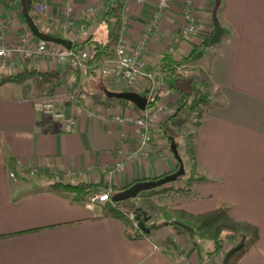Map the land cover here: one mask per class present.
Returning a JSON list of instances; mask_svg holds the SVG:
<instances>
[{"label": "crops", "instance_id": "crops-1", "mask_svg": "<svg viewBox=\"0 0 264 264\" xmlns=\"http://www.w3.org/2000/svg\"><path fill=\"white\" fill-rule=\"evenodd\" d=\"M1 1L4 4L0 15L4 19L12 13L10 4L21 8L19 0ZM158 1L138 4L132 0H76L72 16L67 17L63 0H48L49 13L63 23L71 22L70 31L67 35L54 31L40 17L36 22L41 30L72 41H83L81 34L87 32L89 37L94 35L107 43L105 22L113 13L106 14L113 8L114 13L126 19L124 35L134 44ZM184 4L185 0H173L144 58L149 69L162 79L160 102L167 106L179 109L181 103L180 96L170 90L175 77L161 69L164 55L172 49L175 60L183 62L179 69L191 65L210 82L214 106L200 120V126L195 125L193 134L190 131L193 160L184 148L186 144L181 143L184 136L171 125L164 130L162 120L153 130L157 142L154 154L130 159L119 169L118 163L135 150L140 128L134 123L107 119L116 113L141 115L133 103L111 101L108 105L100 98L101 92L98 95L99 90H87L83 99L97 112L89 116L82 103L66 97L65 90L57 92L61 86L55 87L46 94L47 98H55L61 112L76 119L73 130L68 132L64 120L35 109V101L43 97L28 84L35 77L24 85L0 86V264H187L185 256L191 262L199 260V251L196 249L194 254L191 239L172 226L152 231L149 237L131 239L126 223L106 215L103 205L91 206L88 199L80 201L73 193L56 191L50 187L53 182L45 181L38 173L35 177L26 175L46 169L71 170L81 174L80 181L122 190L136 181L176 170L179 161L171 151L173 140H177L187 179L197 174L208 181L193 182L180 198L170 197L167 191L151 199L194 215L229 207L232 218L255 239L238 264H264V0H194L198 32L189 40L176 42L185 25ZM113 20L111 17L112 23ZM216 21L225 29L222 41L206 47L196 65L184 62L192 46L203 43L213 33ZM27 28L21 19H14L5 30L6 42L15 41ZM115 46L100 63L91 65L90 77L97 74L106 82L104 92L116 83L125 86L110 74ZM16 67L14 74L54 71L59 81L69 86L75 85L79 77L89 76H80L52 60H18ZM3 77L0 74V81ZM83 80L88 81V77ZM132 91L145 95V82L139 81ZM184 182L176 181L174 185L177 188ZM204 241L205 244L199 242L203 254L211 249V242ZM226 245L228 250L232 248L230 242ZM213 264H220L219 258Z\"/></svg>", "mask_w": 264, "mask_h": 264}, {"label": "built area", "instance_id": "built-area-1", "mask_svg": "<svg viewBox=\"0 0 264 264\" xmlns=\"http://www.w3.org/2000/svg\"><path fill=\"white\" fill-rule=\"evenodd\" d=\"M132 1L138 4H146L149 0ZM172 2L173 0L158 1L151 17L147 20L139 38L134 44H130L124 35L126 30L125 18L122 19L121 26L118 29L119 37L115 46V57L110 66V74L113 79L123 82L129 89L132 90L136 88L139 81H144L146 91L145 95L149 100V106L159 93L162 79L156 71L149 69L144 58V53L149 48L153 35L162 21L164 14L170 9ZM63 4L65 15H67V17H71L74 12L76 0H63ZM32 11L38 17L47 21L54 31H62L63 33H66L65 35H67L68 31H70L71 22L69 24L68 22L63 23L58 16L49 13L48 0H38L36 3H33ZM183 15L185 25L177 35L175 39L176 42L189 40L198 32V19L194 11V0H185ZM12 21L13 19H4L0 15V69H6L9 61L12 63V66H15L18 64V60L29 59L52 60L61 64L68 63L74 67V69L80 71H86L91 67V50H75L73 48L67 49L62 45L44 41L35 37L32 33L30 34L28 28L27 32L19 33L15 41L7 43L5 30L11 26ZM115 22L116 19L113 20V23ZM54 35L57 34L54 33ZM88 36L87 32H82L81 39L85 40ZM168 53L172 54L173 49ZM183 68L185 67L183 66L182 69ZM182 69H178V71L181 72ZM34 106L37 111L47 116L64 120L66 131L70 132L73 130V127L76 124V119L74 117L66 116L64 112L57 111L54 102L48 100H37L35 101ZM149 106L145 111H142L141 115L137 117L116 113L107 119L120 124L134 123L140 128V134L135 150L128 158H126L125 161H120L118 163L117 166L119 169L124 168L126 162L130 159L132 160L134 158L151 156L155 151L157 144L153 131L155 122L161 117L165 118L166 115L171 116L178 111L177 108L167 106L160 101L154 103L151 107ZM82 108L89 116H94L97 113L86 104H82ZM182 189L183 188H181V190ZM181 190L178 189V192L176 191L177 196L181 194ZM111 200L112 196L110 193L105 192L92 194L88 197L87 201L89 205L96 206L99 204H105ZM129 218L136 222V224L139 223V221L136 220V212L130 213Z\"/></svg>", "mask_w": 264, "mask_h": 264}, {"label": "trees", "instance_id": "trees-1", "mask_svg": "<svg viewBox=\"0 0 264 264\" xmlns=\"http://www.w3.org/2000/svg\"><path fill=\"white\" fill-rule=\"evenodd\" d=\"M38 0H33V3H36ZM21 3V8L19 9V16L21 21L27 25L25 18L23 17L22 13V1L19 0ZM112 12V15H109V12ZM32 15L34 19L37 21L38 16L32 11ZM106 15H109L108 20L105 22L108 29V42H102L100 40H97L95 36H88L85 40L79 42V41H73V49L75 50H85L89 49L91 50V58H90V64H97L98 62H101L104 57L108 56L110 54L109 49H111L112 45H116L119 32L118 29L121 26L122 18L117 14V12L114 13L113 8H109ZM113 17L116 19L115 23H112L110 21V18ZM28 26V25H27ZM29 28V27H28ZM30 30V29H29ZM32 33V32H31ZM49 33V32H48ZM51 33V31H50ZM57 36H60L57 34ZM62 37V36H61ZM206 47L203 45V43L199 45H193L192 50L190 54L184 58V62H187L188 64H195L199 60L203 58L204 55V49ZM183 65V62H178L175 60L174 56L170 53H166L164 55L161 69L163 73H170L173 77H175V84L170 86V90L175 91L181 98L180 108L178 111L173 114L172 116H169L166 118L161 126L165 130L168 126L175 127L176 131H181L184 128V124L186 123L184 116L187 113H193L198 118H203L205 113L208 112L213 106L214 101L210 97V82L205 77H197V78H186L184 75L178 71L179 67ZM78 71V70H77ZM80 71V70H79ZM86 73V75H91L93 73V70L88 68L86 71H83ZM58 73L54 71H48V72H38L37 70H30V71H21L17 74H12L8 76H4L2 80L0 81V86L7 84V83H14V84H23L28 79L32 77H39L44 79H52L56 77ZM188 81L190 86L189 89L186 90L181 87V82ZM127 89H122V92H127ZM130 91V90H129ZM161 92L158 93L157 97L153 102L150 103L151 107L154 103L161 100ZM111 101H124L125 100H119L115 98H108L106 104L109 105V102ZM201 122H196V126H200ZM173 137V136H172ZM171 138V136H169ZM175 139V137H173ZM173 142L177 145L178 149V143L173 140L171 141V146ZM189 153V156L191 158L194 157V148L193 146H189L186 150ZM15 167V166H14ZM13 167V168H14ZM180 167V162L176 170L169 172L167 174H164L157 178H151V179H158L167 175H170L174 172H176ZM60 172L59 176L56 175L54 171H51L49 169L44 170V173L53 180L54 182L50 185L51 188H53L56 191H66L69 193L75 194L74 198L76 200L80 201H86L88 197L92 194H98V193H110L111 196H113L115 193L121 191L117 190L116 188H105V185L99 184V183H92L89 181L81 180L77 183H64L63 182V171L58 170ZM58 178V179H57ZM142 180H149V179H142ZM180 181H185L188 186H190L195 181H208L207 177L200 176L197 174H193L188 179L185 177V174L180 177ZM137 182V181H136ZM135 183V182H134ZM132 183V184H134ZM130 184V185H132ZM130 185L124 187H129ZM172 189V187L163 186L151 191H147L146 193H160L169 191ZM187 193V189L185 191ZM184 192V193H185ZM135 199L126 201V202H120L116 203L112 200L105 203V209H107L106 215H111L116 218H119L123 220L126 223L127 226V235L131 239L139 238V237H149L151 234H145L139 227V223L136 224V222L132 221L129 218V214L132 212H136V220L137 216L145 214H150L149 211L146 208L143 207H136L135 205L132 206L130 210H124L122 209V205H125L127 203H132ZM163 220L161 222H158V226L155 230L161 229L165 226H172L176 228L179 231L187 232L184 228L175 225L174 221L180 220L182 222H185L187 224L192 225L196 229V233L193 234L194 238L199 237L202 240H207L211 242V249L204 254L201 252L200 245L198 241H194V246L199 251V257L200 258H213L214 256L222 253L226 249L227 242H232L234 246L239 244L243 237H246V243L245 245L235 252L231 258L229 264H238V262L241 260V258L244 256V254L249 250V248L254 243L255 239L252 237L251 239V232L248 231L246 228L241 227L231 216L230 214V208L227 206H222L216 210H213L211 212H207L204 214L194 215L191 214L183 209L174 208L173 206L168 207L165 206L163 210ZM138 221V220H137Z\"/></svg>", "mask_w": 264, "mask_h": 264}, {"label": "rangeland", "instance_id": "rangeland-1", "mask_svg": "<svg viewBox=\"0 0 264 264\" xmlns=\"http://www.w3.org/2000/svg\"><path fill=\"white\" fill-rule=\"evenodd\" d=\"M5 1V0H4ZM4 3L1 1V3H0V6H2ZM13 6V7H12ZM3 7V6H2ZM9 7L12 9V13L10 12L9 13V16H8V18L6 17V19H9V18H11V19H20V16H19V13H18V11H17V9H19L17 6H14V5H12V4H10L9 5ZM15 7V8H14ZM29 29V28H28ZM30 31V30H29ZM30 34H31V31H30ZM0 45H1V42H0ZM29 60H32V59H29ZM208 61H209V57H208V59H207ZM21 61H23V60H21ZM25 61V60H24ZM18 63V62H17ZM56 63H59V62H56ZM59 64H61V63H59ZM66 64H68V63H66ZM66 64H63V65H66ZM196 65V64H195ZM195 65H193V66H195ZM69 68H71L72 70H74V72H77V73H79L80 74V76L83 74L84 75V73L85 72H83V71H77L76 69H74V67H72L71 65H67ZM189 66H191V65H189ZM185 67V68H183L182 70H181V73L184 75V77H186V78H192V79H194V78H197V77H200V76H202V75H199L200 74V71L197 69V68H192V67ZM206 67V66H205ZM15 70H17V67H16V65L15 66H12V63L9 61L8 63H7V68L6 69H0V74H2V76H8V75H12V74H14V73H12L13 71H15ZM83 77L85 78V77H88V81H84L83 80ZM94 77H96V78H94ZM94 77H90V76H81V77H79L80 79L79 80H77V82L75 83V85H73V86H69V85H63L62 84V82L61 81H59V78H57V77H54V78H52L51 80H48V79H44V78H39V77H35V78H33L32 80H31V82L30 83H28L29 82V80L30 79H28L25 83H23V85L24 84H31L32 86H34V89H36L37 88V93H39V94H42L43 95V97L42 98H40V100H42V101H45V100H48V101H52V102H54V104H55V108H56V110L57 111H61L56 105H57V101L55 100V98H47V96H46V94L47 93H49V91H51V90H53V88L55 89V87H58V86H61L60 88H58L57 89V92H61L60 90H65L66 92L64 93V95L66 96V97H68L69 99H71V100H73L75 103H77V104H80V103H82V104H86V105H88V103L85 101V99H83V96L82 95H84L85 94V91L87 92V90L88 91H91V92H94L93 91V89H97V91L99 90V94L98 95H100V92H101V94L103 95L102 97H100L102 100H104L105 102L107 101V99L109 98L110 99V97L108 96V93L109 92H113V91H117V90H120V89H122V88H124V89H127L128 91L130 90V91H132V89H129L126 85L125 86H122V85H118L117 83H116V85H113V87H112V89H110L109 88V90H105V92H104V89L106 88L107 89V86L105 85V80L104 79H102V78H100L99 76H97V74L94 76ZM203 77V76H202ZM195 80V79H194ZM62 84V85H61ZM181 84V87L182 88H184V89H186V90H188L189 89V86H190V84H189V82L188 81H183V82H181L180 83ZM164 85H167V82H165V84ZM117 88V90H115ZM60 89V90H59ZM114 93H116V92H114ZM58 94V93H57ZM57 94H56V96H57ZM88 94H90V92L88 93ZM65 96H62L63 98H66ZM89 96H91V95H89ZM101 96V95H100ZM100 99V100H101ZM77 100V101H76ZM171 107H172V105H171ZM176 108V107H175ZM167 117H165V118H163V117H161L158 121H156L155 122V124H154V128H155V126L157 125H159L160 124V122L162 121V120H165L166 118H168L169 117V115H166ZM172 116V115H171ZM184 119L186 120L185 122V126H184V128H183V130H181V131H177V133H179L180 135L182 134L184 137L181 139V143H184V144H186V146L184 145V148H188L189 146H191L192 144L191 143H194V139H192L193 138V132H194V130H195V125H196V122L198 123V122H200V120H201V118H198L197 116H195V114H191V113H187V114H185V116H184ZM157 122H159V123H157ZM163 122V121H162ZM191 125H194V126H191ZM190 131H191V133L192 134H190ZM178 135V134H177ZM179 135V136H180ZM156 139V138H155ZM177 141V140H176ZM168 143V142H167ZM183 148V147H182ZM187 154H188V156H189V153L187 152ZM190 160H193L191 157L189 158ZM55 173H56V175L57 176H59V174H60V172H58L57 170H55L54 171ZM64 173H63V182L64 183H67V184H72V183H77L78 181H80V179H81V174L79 173V172H77V171H71V170H68V171H63ZM38 173V175H41V177L43 178V179H45V181H48V180H50V181H52V182H54L53 180H51V179H49L48 178V176L44 173V171H42V172H36L35 171V174H32L31 172L30 173H27L26 175L27 176H30V177H35V176H37L36 174ZM44 176V177H43ZM47 178V180H46V178ZM185 177L187 178V174H185ZM58 179V178H57ZM177 182H180L179 180L177 181ZM176 182H171V183H168L167 185H164V186H167V187H172V189H170L169 191H170V197H176V198H180L181 196H183L184 195V192L186 191V189H187V187H188V185L186 184V182H184L183 184H179V186L176 188L175 187V184ZM183 185V186H182ZM181 188H183L182 190H181ZM178 189H180L181 190V194L179 195V196H177L176 195V193L178 192L177 190ZM177 191V192H176ZM158 193H155V194H151V193H146V192H144V193H142V194H144V195H142V196H147V197H145V198H143V197H141V194L132 202V203H127V204H125V205H122V209H124V210H130L131 208H132V206L133 205H135L136 207H143V208H146L148 211H149V215L152 217V219H151V221L150 222H155V223H157L158 224V222H161L162 220H163V216L162 215H164L163 214V210H164V207L165 206H162V203L160 202V200H153V199H151L152 197H156V196H158L159 194H161L159 191H157ZM167 192V191H166ZM172 192V193H171ZM99 205H103V207H104V211L105 212H107V209H105V204H99ZM98 206V205H97ZM169 207V206H168ZM180 221V220H179ZM192 226V225H191ZM196 230V229H195ZM187 231V230H186ZM180 232H182L183 234H185V235H187L188 236V238H190L191 239V243H192V245H193V240L195 241H198V242H204V244H205V242L206 241H204V240H202L201 238H199V237H196V238H194V236H193V234H195V233H192V232H189V231H187V232H184V231H180ZM231 244H232V242H230ZM227 246V245H226ZM195 247V246H194ZM232 247H234V245L232 244ZM200 249L202 250L201 252L203 253L204 252V250H203V248L202 247H200ZM231 249V248H230ZM229 249V250H230ZM229 250L227 249V247H226V249H225V251L224 252H222V253H220V254H218V255H216V256H214L213 258H211V259H209V258H200L199 260H197V261H195V262H191L190 261V257L189 256H185L186 257V259L185 260H188V262H187V264H213L214 262H215V260L216 259H218L219 258V261H220V264H223V260H224V258H225V256H226V254L229 252ZM196 253V247H195V252H194V254ZM197 255H199L198 253H197ZM189 257V258H188ZM208 261H210V263L208 262Z\"/></svg>", "mask_w": 264, "mask_h": 264}, {"label": "water", "instance_id": "water-1", "mask_svg": "<svg viewBox=\"0 0 264 264\" xmlns=\"http://www.w3.org/2000/svg\"><path fill=\"white\" fill-rule=\"evenodd\" d=\"M21 1H22L23 17L25 18L30 31L35 37L50 43L62 45L67 49L73 48L72 40L45 32L40 29V27L38 26L36 20L32 15L33 0H21ZM224 33H225L224 27L220 24V22L216 21L213 33L203 41V45L205 47H211L213 45L219 44L223 39ZM108 96L110 98L131 102L141 111H145L149 106V100L147 96L141 95L134 91L116 92V93L109 92ZM171 151L180 162V167L176 172L158 179L139 180L134 184L130 185L129 187L125 188L124 190L115 193L112 196V201L116 203H120L132 199H136L141 193L163 187L164 185H167L168 183L171 182L178 181L180 177L185 174V166L183 160L179 156L177 145L175 143L172 144ZM151 219L152 217L145 213L143 215L137 216V220L139 221V227L145 234H151L152 231L156 229L158 226L157 223L150 222ZM174 224L184 228L189 232L192 233L196 232L193 226L185 222L176 220L174 221ZM246 239H247L246 237H243L242 241L239 244H237L236 246L232 247L229 250V252L226 254L223 260V264H229L231 256L245 245Z\"/></svg>", "mask_w": 264, "mask_h": 264}]
</instances>
